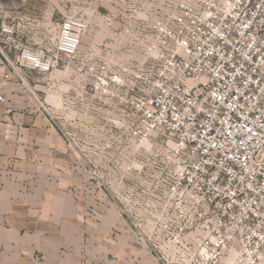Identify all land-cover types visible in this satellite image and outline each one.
Returning <instances> with one entry per match:
<instances>
[{"label":"built area","instance_id":"1","mask_svg":"<svg viewBox=\"0 0 264 264\" xmlns=\"http://www.w3.org/2000/svg\"><path fill=\"white\" fill-rule=\"evenodd\" d=\"M3 1L0 102L28 90L94 209L156 264H264V0H130L98 32Z\"/></svg>","mask_w":264,"mask_h":264},{"label":"crops","instance_id":"2","mask_svg":"<svg viewBox=\"0 0 264 264\" xmlns=\"http://www.w3.org/2000/svg\"><path fill=\"white\" fill-rule=\"evenodd\" d=\"M5 71L0 59V85ZM3 94L0 264H156L114 210L94 209V189L28 90L12 81Z\"/></svg>","mask_w":264,"mask_h":264},{"label":"rangeland","instance_id":"3","mask_svg":"<svg viewBox=\"0 0 264 264\" xmlns=\"http://www.w3.org/2000/svg\"><path fill=\"white\" fill-rule=\"evenodd\" d=\"M130 0H4V4L13 9L25 8L35 17H43L46 13L53 11L63 13L70 16L78 13V15H90L96 11L93 17V31L98 32V26L102 24V17L108 15L110 10L123 11L128 8ZM24 5V6H23ZM87 40L85 41L86 44ZM51 101V98H49Z\"/></svg>","mask_w":264,"mask_h":264}]
</instances>
